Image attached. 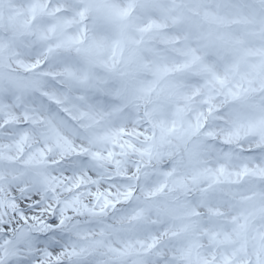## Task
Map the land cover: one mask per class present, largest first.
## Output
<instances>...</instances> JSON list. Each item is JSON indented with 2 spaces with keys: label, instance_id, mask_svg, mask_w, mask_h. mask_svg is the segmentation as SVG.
<instances>
[{
  "label": "snow or ice",
  "instance_id": "obj_1",
  "mask_svg": "<svg viewBox=\"0 0 264 264\" xmlns=\"http://www.w3.org/2000/svg\"><path fill=\"white\" fill-rule=\"evenodd\" d=\"M0 264H264V0H0Z\"/></svg>",
  "mask_w": 264,
  "mask_h": 264
}]
</instances>
